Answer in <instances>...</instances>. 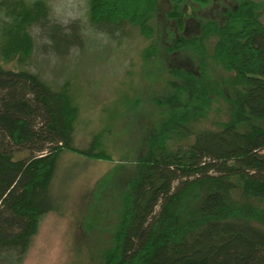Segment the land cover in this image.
<instances>
[{"label":"trees","instance_id":"trees-1","mask_svg":"<svg viewBox=\"0 0 264 264\" xmlns=\"http://www.w3.org/2000/svg\"><path fill=\"white\" fill-rule=\"evenodd\" d=\"M183 3L173 0L168 13L180 31ZM157 7L158 0H90V27L116 39L127 25L137 26L155 55ZM263 10L262 1L239 0L223 21L203 19L198 33L168 48L194 50L198 71L172 68L171 92L154 98L165 118L138 160L102 264H264V125L256 122H264ZM36 29L51 37L57 58L88 43L86 26L82 40L77 26L69 37L50 24L45 0H0V57L21 66L0 63V256L19 260L42 218L62 213L51 192L61 154L111 159L97 135L75 146L67 86L57 88L28 67L34 54L48 57ZM212 38V58L230 73L222 81L208 69ZM217 96L232 105L230 119L198 126ZM242 124L249 128L240 130Z\"/></svg>","mask_w":264,"mask_h":264},{"label":"rangeland","instance_id":"rangeland-1","mask_svg":"<svg viewBox=\"0 0 264 264\" xmlns=\"http://www.w3.org/2000/svg\"><path fill=\"white\" fill-rule=\"evenodd\" d=\"M183 2L185 26L180 31L168 14L173 0H158L153 19L155 55L148 52L151 38L137 26L127 25L126 33L116 39L94 32L88 7V43L78 56L58 57L55 64L48 57L32 56L31 70L57 88H68L69 103L76 109L75 146L84 148L97 135L111 159H89L64 151L51 187L62 213L51 211L42 218L22 260L6 254L0 256V264H102L113 243L125 191L137 174L138 160L149 136L165 118L166 108L159 107L154 98L171 92L172 68L198 71L194 50L171 52L168 48L179 36L198 33L203 19L223 21L225 12L239 4V0ZM214 43L212 38L207 44L208 69L214 79L222 81L230 73L212 58ZM0 63L6 68L21 67L16 60L2 57ZM231 110L226 97L217 96L198 126L216 127L230 119ZM248 128V124L240 125L242 131ZM235 197L243 200L238 192Z\"/></svg>","mask_w":264,"mask_h":264},{"label":"clouds","instance_id":"clouds-1","mask_svg":"<svg viewBox=\"0 0 264 264\" xmlns=\"http://www.w3.org/2000/svg\"><path fill=\"white\" fill-rule=\"evenodd\" d=\"M48 9V19L50 24L61 29L62 34L71 36L73 26H77L81 39H85L87 32L85 24L87 22L88 0H45ZM7 19V18H5ZM37 38L42 45H46L49 49L47 56L53 64L56 63L57 57L53 48L54 42L49 35L39 36L40 29H36ZM79 46L73 45L69 48V56L73 54L79 55Z\"/></svg>","mask_w":264,"mask_h":264}]
</instances>
